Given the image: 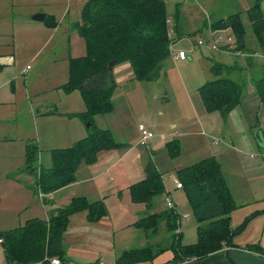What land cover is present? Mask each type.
I'll list each match as a JSON object with an SVG mask.
<instances>
[{"label": "crops", "instance_id": "0c3cea01", "mask_svg": "<svg viewBox=\"0 0 264 264\" xmlns=\"http://www.w3.org/2000/svg\"><path fill=\"white\" fill-rule=\"evenodd\" d=\"M59 1L0 0V71L4 68L0 74V233L21 227L33 219L49 221L57 211L68 207L74 199L84 198L89 203L104 204L106 214L94 221L90 220L88 210H83L70 217L63 238L67 263L110 264L114 262L116 264L121 254L130 250L125 249L120 253L117 246L125 244L126 240L138 236L139 231H142L134 225L141 218L166 209L165 200L171 197L169 192L171 188H168L166 184L165 171L175 170L176 181L179 182L177 172L188 167L179 170L172 169L169 166L170 159L175 160L182 154L192 157L204 155L193 164L208 158L216 159L221 165L227 186L238 206L231 214V226L237 228L249 216L255 215L242 231L244 232L248 227L247 230L251 229L254 236L243 242L237 235L230 245L220 251L203 259H192L184 264H264V253L262 252L264 250V207L255 208L253 212L249 209L251 205L261 206L264 203V138L262 139V135L264 137V107L255 86L258 79L252 87L247 88V83L236 81L230 75L232 80L245 84L246 90L239 105L227 115L221 111L208 112L203 102L201 106L195 108L194 103L190 101L189 111L193 110L194 117L183 121L180 129L173 131L174 133H169L167 124L160 128V132L157 131V135L155 134L153 142L149 145V151L151 161L163 177L165 193L155 200L151 210L145 204L133 202L130 193V188L134 184L148 177L147 168L145 176L140 180H133L129 175H124L126 170L124 157L127 151L121 153L123 148L106 150L98 156L95 163L80 165L76 172V181L48 194L47 199L37 189L36 177L26 171L27 144L33 142L40 147L38 170L42 167L50 169L53 164L47 168L41 161V153L44 149L51 155L53 150L71 148L90 133V128L78 117L87 109L82 93L78 89L66 90V85L70 82L72 61L87 56L86 41V55L73 56L74 47L72 45H75V39L73 41L71 33H80L84 24L82 21L83 8L89 0H69L70 8L67 12L65 10L57 14L60 17V22H58L55 17L56 13L52 14L54 12H48L45 8L51 9L59 5ZM41 15L45 19L37 20L36 17ZM167 24L168 34L172 35L171 38L169 37L171 54L170 58L163 63L158 80L167 75L165 64L168 60L172 59L174 62L187 60L174 57L176 53L172 52L175 43L173 34H176L178 38L189 37L187 29L190 27V21L177 13L173 19L168 16ZM207 25L212 30V39L208 47L214 50L213 37L221 35L222 39L219 40L221 50L217 52L224 57L227 56L226 58L235 57L238 52L245 57L247 67H240L235 63L233 66L240 68L236 72H246L247 68L252 72L256 66L254 57L257 55L264 60L259 50L257 53L237 51L236 39L231 35L230 29L214 30L213 23L209 22ZM51 26L54 29L50 28ZM22 27L27 28L22 29ZM12 29L19 31L29 29L33 31V35L29 39L15 37L7 31ZM228 38L233 41L228 42ZM20 44L28 46L23 48ZM26 57H30L29 60L33 63L31 69L28 70H26L28 67ZM61 63H65L67 74L65 82L60 80L59 66ZM34 66L37 68L36 71H34ZM74 95L78 97L77 102L72 100ZM114 110L115 107L112 112ZM26 114L30 115L34 121L33 130L27 124L28 120L23 118ZM100 115L104 114L94 116L93 123L94 119ZM94 126L107 130L99 128L95 123ZM152 128L154 131L158 129L151 125L150 129ZM173 129H175L174 126ZM161 142L165 144L164 150L159 149ZM175 188L177 191L183 190L177 186ZM59 194H68L66 198L61 197L65 198L64 203H67L62 208L53 202L54 197ZM125 196L133 206H139L135 209L133 221L128 222L127 225L120 224V215L114 219L110 217L111 206L113 209L120 206V200H125ZM49 202L51 205H48ZM243 209H248L247 215L242 222L239 220L235 224L238 226L233 225V220L236 218L234 214ZM75 218L79 219L74 221ZM184 219L189 220V216ZM198 226L199 223L197 230ZM144 233L146 242H143V246L139 248L149 245L160 247L167 245L170 241V237L166 238L169 232L164 223L157 233ZM166 240L169 241L165 243ZM156 261L155 259L154 263L159 264ZM0 264H7L1 243Z\"/></svg>", "mask_w": 264, "mask_h": 264}, {"label": "trees", "instance_id": "16d2710c", "mask_svg": "<svg viewBox=\"0 0 264 264\" xmlns=\"http://www.w3.org/2000/svg\"><path fill=\"white\" fill-rule=\"evenodd\" d=\"M263 4L264 0H258L247 14L258 39L259 51L264 56ZM167 19L164 0H89L86 3L80 33L88 52L86 57L72 61L66 90L78 89L82 93L87 109L78 117L85 123L90 122V133L71 148L51 151L53 165L50 169L42 167L38 170L40 147L33 142L27 144L26 171L36 177L37 189L44 196L74 183L80 165L95 163L101 151L124 147L115 141L109 130L96 128L93 118L114 109L115 66L129 63L135 79L139 81L154 82L160 78L162 65L171 54ZM212 28L230 29L236 39V50L245 51L246 27L241 13L218 20ZM248 61L252 63L250 59ZM239 69L238 66L213 62L210 71L216 79L206 82L199 89L208 112L221 111L227 115L239 105L246 85L224 76ZM261 70L262 77L255 82V86L264 107V63ZM147 173L148 177L134 184L130 193L133 202L145 204L151 210L155 200L165 193V186L153 163L148 164ZM177 176L199 223L197 243L183 244L179 213L166 207L162 212L141 218L134 226L144 232L157 233L164 223L171 234L168 244L127 250L116 264H155L156 257L166 251H172L174 256L165 264H184L187 260L203 259L230 245L255 216H249L237 228L231 226V214L238 206L216 159H204L179 170ZM83 210H88L92 221L106 214L104 204L76 198L49 221L33 219L21 227L1 232L0 240L7 264H50V260L55 258L61 264H68L63 249L64 233L70 217Z\"/></svg>", "mask_w": 264, "mask_h": 264}, {"label": "rangeland", "instance_id": "374dc122", "mask_svg": "<svg viewBox=\"0 0 264 264\" xmlns=\"http://www.w3.org/2000/svg\"><path fill=\"white\" fill-rule=\"evenodd\" d=\"M60 1L58 3L59 5H55L54 7H51V9H49V7L45 8L48 12H54L52 14L56 13L55 17L58 22H60V17L57 14L65 12V10L67 12L70 8L69 0ZM257 1L258 0H164L168 16L173 19L177 13H180L184 19L190 21V27L187 29L189 37L178 38L176 34L171 32L173 34V39L175 40L172 52H175L176 54L180 51L185 52L187 60L185 62H174L172 59L168 60L165 64L167 75L163 76L161 80L154 82L136 80L133 68L130 64L115 66L113 68L115 89L112 94V101L114 103L115 110L112 113H106L104 115L97 116L94 119V123L98 125L99 128L109 130L115 141L124 145L123 149L120 151L121 153L125 151L128 153H126V156L124 157V167L126 168L124 175H129L133 178V180H140V178L145 176V169L148 164L153 163L151 161V153L149 151V145L153 141H149L148 147L141 146V133L139 131L140 125H144L152 131L154 133V137L157 135V131L160 132V128L164 127V124L169 126L168 131H170V134L174 133L173 131L180 129V124L183 121L194 117L193 110L190 109L189 111L190 101L194 103L195 108L202 105L198 88L202 84L216 79L210 71L213 62H220L228 66H233L236 63L240 67H247L246 59L240 52L236 53L235 57L226 58L227 56L224 57L221 53L212 50L211 47H208L209 42L212 39V30L207 24L209 22L214 24L218 20L227 18L229 15L241 13L246 27L247 47L244 52L257 53L259 50L258 39L252 31V26L247 14L248 11L256 6ZM25 28L27 27H22V29ZM50 28L54 29L53 26ZM7 31H10L11 35H15V37L19 38L27 37L29 39L33 35V31L29 29L20 31L12 29ZM71 35L73 36V41L75 39V45H72V47H74L72 53L73 56H85L86 47L83 36L79 32L71 33ZM231 35L234 37L232 32ZM200 41L203 42V46H198ZM20 46L26 48L28 45L20 44ZM29 58L30 57L25 58L28 60V67L26 70L31 69L33 65ZM254 61L256 66L252 69V72L249 68H247V70H245L246 72L238 73L235 71L236 73H225L224 76H228L230 79L232 77L234 80L242 83H247V88H250V86H253L255 80L262 77L260 65L263 64L264 60H261V58L257 55L254 57ZM17 65H20L19 61ZM36 69V66H34V71H36ZM59 69L60 80L63 82L67 75L65 71V63H61ZM3 70L4 68L1 69L0 74ZM31 73L32 72H30V74ZM72 100L77 102L78 97L74 95L72 96ZM23 118L28 120L27 124H29V127H31L30 129L33 130L34 121L31 119V116L26 114ZM151 125L156 126L158 129L155 131L153 128L150 129ZM173 126L175 129H173ZM173 138L174 137H172V139ZM263 138L264 137L262 135V139ZM160 148L163 150L165 149L164 142H161V145H159V149ZM104 152L105 151H101L98 156ZM199 156L200 157H192L186 154L183 156L182 154L175 160L170 159L169 166L172 169L175 168L179 170L197 162L203 158L204 155ZM120 157L122 156L120 155ZM160 157L162 158L163 156ZM41 159L45 167H51L52 162L49 151L44 149L41 153ZM165 175L166 184L168 188H171L169 191L171 194L170 196L177 205L180 217V231L183 233L182 242L184 245H193L198 240L197 218L195 217L193 209L189 204L185 191L175 190V184L177 182L175 170L165 171ZM47 196L45 199H47ZM62 196H65L66 198L68 197V194H59V196L54 197L55 200L53 201L54 204L60 208L66 206L67 204L64 203L65 198H61ZM50 203L51 202H49L48 205H51ZM257 205L258 204L251 205L249 207L251 212H253L255 208L258 209L264 207V203L261 206ZM111 207L112 211L110 213V217H113L112 219H114L116 216L118 217L120 215V224L125 223V225H127L128 222L133 221L135 215L134 212H136L135 209L139 206H133V204L125 196V200H120V206L114 209L113 206ZM247 212L248 209H243L235 213L234 215H236V218L233 220V225L237 224L239 220L242 222L243 218L247 215ZM186 215L189 216V220L184 219ZM78 219L79 218H75L74 221ZM247 228L244 232L238 235V238H241V241L243 242L254 236L251 229L249 228L250 230H247ZM169 237H171V234L167 233L166 238L169 239ZM168 241L169 240H166L164 242L166 243ZM143 242H146L145 233L143 231H139L138 236H135L130 240H126V243L124 242L125 244L117 246V250H120L121 253L125 249L139 248L143 246ZM173 256L172 251H166L156 257V262L159 264H165L169 260H172ZM110 264H114V262H111Z\"/></svg>", "mask_w": 264, "mask_h": 264}, {"label": "built area", "instance_id": "2783aa9c", "mask_svg": "<svg viewBox=\"0 0 264 264\" xmlns=\"http://www.w3.org/2000/svg\"><path fill=\"white\" fill-rule=\"evenodd\" d=\"M214 33V32H213ZM168 37H172V35L168 34ZM222 37L221 35L219 37H213V42H214V45H213V49L216 50V51H220V46H219V40H221ZM233 39L231 38H228V42H232ZM198 45H203V42L200 41L198 43ZM174 57L176 59H180V60H186L187 59V55L185 52L183 51H180L179 53H177L176 55H174ZM139 131L141 133V141H140V144L142 146H145V147H148L149 145V141H151L153 138H154V133L152 131H150L147 127H145L144 125H140L139 126ZM177 188H182V185L180 182H177ZM165 205L168 209L170 210H174V211H177L176 209V204L174 203L173 199L171 197H167L166 200H165ZM184 218H188V216L186 215ZM0 243H2V240H0ZM189 261L191 260H187L185 263H188ZM50 264H61L60 263V260L59 259H51L50 260ZM100 264H106V263H100Z\"/></svg>", "mask_w": 264, "mask_h": 264}, {"label": "water", "instance_id": "95a60500", "mask_svg": "<svg viewBox=\"0 0 264 264\" xmlns=\"http://www.w3.org/2000/svg\"><path fill=\"white\" fill-rule=\"evenodd\" d=\"M263 10H264V4H263ZM36 19L40 20V21H43L45 19V17L43 15H41V16H37ZM87 127L88 128L90 127V122L87 123Z\"/></svg>", "mask_w": 264, "mask_h": 264}]
</instances>
